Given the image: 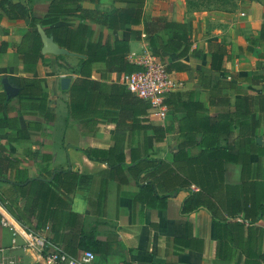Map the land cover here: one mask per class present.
Here are the masks:
<instances>
[{
    "label": "crops",
    "instance_id": "obj_1",
    "mask_svg": "<svg viewBox=\"0 0 264 264\" xmlns=\"http://www.w3.org/2000/svg\"><path fill=\"white\" fill-rule=\"evenodd\" d=\"M6 1L19 3L39 15L47 11L50 2ZM80 6L98 12L88 13L86 17L77 13L65 18V25L84 24L88 29L86 39L92 42L126 41L128 62L131 61L130 53H140L141 47L155 51L166 65L174 63L170 71L178 83L175 91L184 93L183 99L191 93L193 100L209 107L206 82L210 75L230 79L223 73L211 71L208 41H220L227 46L223 66L237 78L234 88L229 91L230 109H233L235 99L242 92L254 95L263 91L261 84L239 79L254 71H262L264 43L252 46L251 50L247 47L248 39L259 35L264 22V0H229L210 9L195 10H189L185 0H145L144 20L157 19L187 25L192 52L182 56L179 55L181 48L166 53L151 47L144 20L123 28H110L101 20L103 14L113 7H124L125 2L81 0ZM131 29L140 33L139 39L133 36ZM31 30L28 13L14 16L7 5L0 7V42L6 43L5 52H0V90L8 101L7 109L0 113V117H18L19 126L23 129L27 128L29 122L37 123L34 125L37 128L28 127V137L21 139L16 138L14 129L0 127V142L5 153L24 172L21 173L22 179L43 178L52 169L68 170L76 175V184L73 191L67 194L68 198L59 183L60 187L54 188L56 197L48 193L44 198H39L33 213L28 216L30 222L35 223L39 218L49 225L52 214H61V221L47 230V236L72 255H79L83 251L81 241L84 238L90 242L106 243L105 252L98 253L93 249L95 259L89 264H264L260 258L264 253V191L261 190V184L264 186V126H260L256 137L258 153L250 155V166L244 173L240 164L228 161L223 162L220 175H206L201 171L199 182L203 187L190 185V189L201 199V206L196 211L188 215L180 213L182 201L189 195L190 189H177V175L171 176L167 191L156 189L158 195H167L165 206H149L136 198L141 185L130 176L126 165L121 166L123 174H117L105 161L90 159L81 151L88 148H116L125 155L128 163L130 151L140 148L143 134L139 131L130 134L124 128H116L109 116L103 117V120L92 115L79 120L69 117L68 88L61 89L60 79L69 77L70 84L74 77H83L78 70L79 59L84 55L70 51L75 54L57 59L54 54L41 52L42 57L34 72H25L23 60L14 50V45ZM170 36L169 30L160 29L157 32L160 40L154 38V42L162 40L165 43ZM32 75L43 78L46 101L41 109L32 104L19 106L20 77ZM122 75L116 70L109 71L102 59L90 65V78L103 83H121ZM4 78L9 85L18 88L15 96L8 98L3 88ZM220 109L218 106L211 107L209 112L215 113ZM49 110L53 113V119L49 118ZM149 111L146 117L151 123L176 126L178 115L167 111V116L161 121L149 117ZM94 119L97 122H90ZM149 135L147 147L150 156L170 161L178 150L177 133L172 131L160 142ZM165 145L169 153L162 156L159 150ZM192 152L197 154L198 149L193 148ZM243 185L248 190H244ZM0 188L7 196L12 195L7 183L0 182ZM27 194L28 190L25 197ZM16 200L15 210L31 209L27 206L26 198L18 197ZM67 201L69 211L77 214L72 226L65 223ZM242 209L248 211L249 218L254 222L244 224V228L237 231L235 222L241 220L244 214ZM213 216L221 222H216ZM247 228L252 231L250 242L253 244L250 247L246 245ZM10 239L9 230L0 224V249L4 250L6 259H13L16 264H41L34 250L23 249L20 245L11 247Z\"/></svg>",
    "mask_w": 264,
    "mask_h": 264
},
{
    "label": "trees",
    "instance_id": "obj_2",
    "mask_svg": "<svg viewBox=\"0 0 264 264\" xmlns=\"http://www.w3.org/2000/svg\"><path fill=\"white\" fill-rule=\"evenodd\" d=\"M125 2L124 7H113L108 13L103 14L101 19L110 28H123L136 25L143 19L145 0H115ZM81 0H50L48 9L43 15L35 13L32 9H27L19 3H10L1 0L0 7L7 5L14 16H25L29 14V26L33 30L26 32L20 42L14 45V50L22 60L25 72H34V68L42 57L41 40L36 31L37 25L44 28L48 35H51L54 41L61 47L84 55L80 60L78 72L83 77H74L67 89L68 92V116L75 120L86 116L103 117L109 116L115 123L116 128H124L130 134L137 131L143 134L140 148L130 151L129 162L126 163L124 154L117 151L116 148L97 149L88 148L81 151L90 159L103 160L108 166L112 167L117 174H123L122 165H126L130 176L141 185V190L136 198L152 207H164L167 195H158L156 189L165 192L170 187L171 176L177 175V189H190L191 184L203 185L201 180V171L207 175H220L223 172V162L238 163L242 167V173L250 166V155L257 152L256 137L258 129L264 126V74L263 71H254L248 76L241 77L239 80L249 83H259L263 91L259 94H248L242 92V95L235 99L233 109H230L229 91L234 88V80H237L234 74L229 72L224 66L223 61L227 54V46L220 41H208L207 50L210 55V69L214 73H223L230 77L229 80L220 78L212 74L207 80V91L209 95L208 106L201 102L193 100L192 95L183 99L184 93L173 91L164 97V103L167 105V111L172 115H178L176 126L153 124L146 117L150 103L131 93L122 83H103L90 78V65L96 60H104L109 71H119L123 74H129L142 68L141 65L128 62L126 55L129 50L126 41L116 40L113 42L100 40L92 42L86 39L88 29L84 24L78 26H67L63 23L65 18L75 14L86 17L88 13H97L96 10L83 9L80 6ZM229 0H185L188 8L201 9L206 6L223 5ZM145 32L149 35V45L156 47L162 52L171 53L181 48L179 55L187 54L191 51L190 37L187 33V25L181 22H161L157 19L144 20ZM160 29H166L171 32V36L164 43L154 42L157 32ZM135 38L140 37L138 31L132 30ZM249 48L256 44L264 43V22L260 33L256 37H250ZM2 48L0 52H5L6 43L0 42ZM157 55L155 51L150 50ZM55 58L63 59V55H56ZM174 63L166 65L167 70H171ZM73 70V69H72ZM77 70H74V72ZM73 72V71H72ZM19 84V106L34 105L41 109L46 101V93L42 88V77L21 76ZM8 101L5 93L0 90V113L7 109ZM221 107L220 111L210 113L211 107ZM106 108V109H105ZM49 118L53 119L52 111ZM179 113V114H178ZM90 122H97L96 119ZM37 123H28L27 128H20L18 117H0V127L8 126L15 130L16 138H27L28 127H35ZM172 131L178 136V150L172 155L170 161L161 158L151 157L147 147L149 133L156 142L163 141L167 134ZM254 147L256 150H254ZM193 148H197V154L193 153ZM18 164L12 161L5 153V148L0 142V182L9 185L8 190L12 192L7 196L0 188V204L17 221L32 230H41L45 227L54 228L61 221V214H52L49 217V225L44 220L36 219L31 223L28 216L33 213V208L38 203L39 198H44L48 193L56 197L54 188L64 189L66 195L73 191L76 184V175L68 170L52 169L48 176L43 178L22 179ZM50 178V179H49ZM122 180V179H121ZM59 183V184H58ZM175 181L172 183L174 186ZM210 184L211 183H207ZM244 190H248L243 185ZM28 194L25 197V193ZM175 190V188H174ZM261 190L264 186L261 184ZM256 191V190H254ZM254 193V192H251ZM26 198L27 206L31 209L17 211L14 209L17 198ZM68 198V195H67ZM66 225H73L77 214L69 211V201L66 202ZM201 206V199L191 189L189 195L182 201L180 213L188 215L196 211ZM244 214L240 221H236V230L241 231L244 224L254 222L249 218L246 209H242ZM235 215V214H234ZM233 215V216H234ZM214 220L218 223L216 216ZM227 224L226 222H223ZM248 229L246 245L252 246V231ZM218 229L217 227V231ZM218 232V238L220 234ZM49 238V237H48ZM53 241L52 238H49ZM55 242V241H53ZM57 243V242H56ZM83 250L92 248L96 252H105L106 243L98 241L90 242L84 238L81 241ZM105 244V245H104ZM60 245V244H59ZM64 249V247H63ZM66 251V249H64ZM75 254V253H73ZM72 255V254H70ZM75 256V255H72ZM264 262V253L260 255Z\"/></svg>",
    "mask_w": 264,
    "mask_h": 264
},
{
    "label": "built area",
    "instance_id": "obj_3",
    "mask_svg": "<svg viewBox=\"0 0 264 264\" xmlns=\"http://www.w3.org/2000/svg\"><path fill=\"white\" fill-rule=\"evenodd\" d=\"M131 61L142 68L138 71L123 74L121 83L134 95L150 103L149 117L164 120L167 116V105L164 97L178 88L172 72L167 70L164 61L148 48L141 47V52H131ZM264 74V57L262 59ZM0 224L11 234L10 245H20L23 249H32L41 264H89L95 259L92 250L85 249L79 255L72 256L61 245L51 241L47 236L48 227L32 230L12 217L0 204ZM19 238L21 241H19ZM0 249V264H16L13 259H6Z\"/></svg>",
    "mask_w": 264,
    "mask_h": 264
},
{
    "label": "water",
    "instance_id": "obj_4",
    "mask_svg": "<svg viewBox=\"0 0 264 264\" xmlns=\"http://www.w3.org/2000/svg\"><path fill=\"white\" fill-rule=\"evenodd\" d=\"M36 31L38 32L41 40V52L43 54L50 53L54 55H74L75 53H72L68 51L67 49L60 47L53 39L51 35H47V33L44 31V29L37 25ZM70 78L69 77H62L60 79V85L61 89L65 90L68 88ZM3 88L8 96V98L15 96L18 93L17 87H12L8 84L7 79L2 80Z\"/></svg>",
    "mask_w": 264,
    "mask_h": 264
},
{
    "label": "rangeland",
    "instance_id": "obj_5",
    "mask_svg": "<svg viewBox=\"0 0 264 264\" xmlns=\"http://www.w3.org/2000/svg\"><path fill=\"white\" fill-rule=\"evenodd\" d=\"M206 5H208V4H206ZM206 5H205V7L209 8V9H210L211 7H213V6H211V5H210V6H206ZM192 9H193V8H191V9L189 8V10H192ZM149 50H150V49H149ZM167 143H168V141H167ZM160 149H161V150H159V151H160L159 154L162 155V156H166V155L169 153V151H168L169 148H166V145H165V148L163 147V148H160ZM89 250H92V251L94 252V250L91 249V248H89ZM94 253H95V252H94Z\"/></svg>",
    "mask_w": 264,
    "mask_h": 264
}]
</instances>
